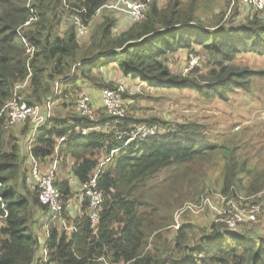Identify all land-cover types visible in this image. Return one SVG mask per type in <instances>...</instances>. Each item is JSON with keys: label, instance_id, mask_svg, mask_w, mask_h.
<instances>
[{"label": "trees", "instance_id": "obj_1", "mask_svg": "<svg viewBox=\"0 0 264 264\" xmlns=\"http://www.w3.org/2000/svg\"><path fill=\"white\" fill-rule=\"evenodd\" d=\"M107 1L66 0L69 6L83 10L80 14L90 25V43L85 46L79 42L74 26L63 25L75 11L63 0H0V214L8 212L0 221V264H264V237L257 236L251 242L246 230L239 233L214 228L210 235L189 246L187 237L192 227L179 225L178 219L171 223L174 217L166 216L196 191L202 181L198 170H209L214 165H222L225 195L236 196V187L252 194L264 192V175H260L259 166L264 148L260 146V130L240 126L218 144L208 138L204 125L195 122L164 127L166 121L158 118L141 120L128 114L116 118L103 108L97 110L96 122L77 113L50 118L35 135L33 156L46 163L55 154L59 139L66 136L59 145V153L75 160L72 170L83 184L101 160L124 143L117 132L134 125H162L164 130L129 142L102 167L98 187L104 203L94 228L85 198L84 213L73 220V230L67 233L63 228H53L45 245L47 256L38 255L40 241L29 226L35 212L48 207L39 200L19 139L7 136L10 127L3 113L17 84L31 75L22 90L28 104L61 102L62 108H67L74 104L72 99L76 100L72 94L80 90V79L101 90L119 86L100 80L94 73L107 63L118 65L126 77L144 80L148 86L194 89L212 101L228 100L237 89L255 96V78L264 77V69L238 64L243 54L264 56L263 14L254 19L247 17L246 21L251 19L248 24L229 26L220 17L209 25L200 13L207 3L204 0H168L164 5L159 0H143L148 1L144 20L117 32L116 16L107 15L91 25ZM229 5L249 7L233 0H229ZM34 13L37 21L21 28ZM29 49H34L33 57ZM183 51L205 56L206 75L199 73L198 66L187 76L173 73L169 57ZM70 74H75V80L61 83L63 87L54 96L56 82ZM258 98L264 99L260 95ZM95 125L101 129L81 134L80 128ZM113 126L116 128L111 129ZM28 131L26 124L21 135L26 137ZM220 154L222 161L218 159ZM163 172L168 173L162 180L164 189L154 194L156 185L150 182L159 183ZM245 174L253 180L250 189L243 183ZM56 184L66 204L71 197L70 185L59 180ZM185 187L188 190L184 191ZM189 203L177 212V218L186 211H197V203ZM176 223L177 237L172 240L163 232L164 241L159 231L162 232L163 225L175 227Z\"/></svg>", "mask_w": 264, "mask_h": 264}, {"label": "rangeland", "instance_id": "obj_2", "mask_svg": "<svg viewBox=\"0 0 264 264\" xmlns=\"http://www.w3.org/2000/svg\"><path fill=\"white\" fill-rule=\"evenodd\" d=\"M167 1L168 0H159L161 5L166 4ZM204 1L207 3L200 9V13L205 20L204 22L209 25L215 23L218 18L222 17L223 21L229 26H237L248 24V22L251 19H254L255 16H260V14L264 15V10L256 12L243 5L230 6L229 0ZM150 2H152V0ZM113 11L102 8L91 21V25L101 22L107 15L115 18L116 14L114 13L115 11ZM247 17H250L251 19L246 21ZM116 20L118 21V24L115 27V31H123L125 28L124 25H120V21L118 19ZM69 26H71L70 18H68L66 27ZM89 35L90 30L88 31L87 37ZM197 52H199V49H197ZM191 53L197 56V63L193 68H189L191 57L190 53L187 51L169 57V64L173 73L187 76L190 74L191 70H194L195 67L198 66L200 68L199 73L206 75L207 67L204 66L206 60L205 56H202L200 53ZM238 60L240 66H249L253 69H264V56L249 53L240 55ZM110 64L114 66V63H107L105 70L101 74H103L106 81H112L115 83L114 85L118 84L119 86H125V91H127L125 94L127 97L122 96V98L127 107L126 115H134L141 120L158 118L162 121H166L164 127H176L178 123L183 124L195 122L199 125H204L208 138L218 144L223 142L226 136L237 132L240 126H248L260 130V146H264V99L258 98V95L264 97V86L260 88V82L264 84V77L255 78V81H257V84L253 86L256 90L254 91L255 96H250L242 89H237L234 93L229 94L228 100L216 98L212 101L207 100L204 94L194 89L186 88L179 90L177 88L169 89L148 86L144 80H134L130 77H126L118 65V67H112ZM21 94L24 96L23 91ZM95 94L97 93L95 92ZM260 101L263 103H260ZM60 103L61 102H56L51 104L52 115L53 113L55 116L59 115V109L62 108ZM42 108L47 111L46 105L41 106V109ZM63 111L67 114H74L72 109L68 110L67 108H64ZM158 127L160 131L164 130L162 125H159ZM22 128L10 127L7 136L9 137L13 135L19 139V142H21V136H23L21 135ZM218 159L222 161L221 154ZM102 161L103 160H101V162ZM221 166V164L218 167L214 165L213 167L210 166L208 168L209 170H198L197 175L202 178V181L198 182L196 191L191 192L188 199L175 208L171 213H166V216L169 215L174 217L171 223L176 222L178 219L179 225L181 224L182 226V224H184L192 227V231H190L191 233L189 232L190 235L187 237V239H190L187 243L189 246L200 241L202 236L210 235L214 228H220L219 230L226 228L239 233L240 230H246L245 233L252 238L251 242L255 241V237L257 236L264 237V192L261 191L257 194H252L245 189L236 187L238 189L236 196L225 195L222 192L221 175L223 168ZM259 166L260 175H264V148L260 154ZM167 175L168 173L166 172L161 173L158 177L159 183H156L155 181L150 182L151 184L154 183L156 185L154 194L163 191L165 184L162 183V180ZM242 179L243 183L246 186H249L250 189L253 180L250 179L249 174L243 175ZM183 190H188V188L185 187ZM248 194L251 196H248ZM257 200H259V202L255 203ZM188 203H197L194 205L197 211H186L177 218V212ZM250 216H253L254 219L249 221ZM229 219H233L239 224L234 225L232 222L227 224L225 221ZM168 224L163 225L162 232L159 231L162 233L164 241L165 235L172 240L178 235V229L173 227L172 224ZM177 224L178 223H176V225ZM29 227L33 232L31 225ZM64 230L68 233L67 229L64 228ZM158 242H160V240ZM167 243L170 244L171 241L167 240ZM150 248L151 247H149V249ZM39 249L40 251L38 252L41 257L42 254H44V250H42L41 247ZM104 264L110 263L105 262Z\"/></svg>", "mask_w": 264, "mask_h": 264}, {"label": "built area", "instance_id": "obj_3", "mask_svg": "<svg viewBox=\"0 0 264 264\" xmlns=\"http://www.w3.org/2000/svg\"><path fill=\"white\" fill-rule=\"evenodd\" d=\"M64 4L71 10L75 9L69 6L66 3V0H63ZM234 2L238 1L245 5H248L253 11L264 10V0H233ZM148 6V1L143 0H108L105 7L109 10L122 11L127 13L134 22H141L146 16V10ZM100 8L98 12L101 10ZM83 10L73 11L69 14V18L73 26H75L78 34L83 35L88 32L89 24L80 14ZM37 14L30 15L25 21L24 25L31 26V24L37 21ZM31 51V57L34 55V49H29ZM190 66L193 68L197 63V56L193 53H190ZM29 75L23 83L16 85L13 96L11 100L3 108V113L7 118V124L10 127H18L19 125H25L26 123L30 124L29 127V142H28V154L30 161V173L36 185L35 188L38 190L39 200L42 204L46 205L49 209L50 216L48 218V228L54 226L57 223H61L65 229L68 231L73 230L74 226L68 225V222L65 218L66 213V204H64L62 199V192L57 186L58 174H59V162L62 159V155L59 153V145L66 139V136H63L59 139L58 144L56 145L55 154L48 157L47 162L43 163L42 161L37 160L33 156V146L34 138L38 129L44 126L47 121L50 119V102L46 104L47 113H43L40 105H30L28 104L24 96L21 94L22 90L25 89L28 85V80H30ZM58 88H56V93ZM125 92V86H118L116 89H104L101 94V103L102 108L108 115H111L116 118H124L126 116V105L122 98V93ZM55 96V95H54ZM75 110L82 117H90L96 122L95 110L93 107V99L86 92L80 93L75 100ZM2 114H0L1 116ZM99 125L92 127H82L80 132L82 135L88 134L91 131L100 130ZM159 128L155 125H134L127 131H119L116 136L119 140H123L124 143L122 146L116 150H113L111 155L103 160L98 169L92 174L90 179L82 184V195L84 198H87L89 201L87 213L89 219L94 228L99 222L100 212L104 203V196L102 191L98 187V177L102 171V167L108 162L114 153L119 151L121 148L127 146L129 142L134 140H143L148 137L155 136L159 133ZM201 207V206H200ZM8 212L5 210L4 215L0 214V221L7 216ZM254 219L253 216L249 217V220ZM227 224L232 222L234 225H237V221L229 219L225 221ZM175 228L178 229V224L175 225ZM44 255L47 256L46 248H44Z\"/></svg>", "mask_w": 264, "mask_h": 264}, {"label": "crops", "instance_id": "obj_4", "mask_svg": "<svg viewBox=\"0 0 264 264\" xmlns=\"http://www.w3.org/2000/svg\"><path fill=\"white\" fill-rule=\"evenodd\" d=\"M114 13L116 14L117 19L120 21V25H124L125 28L123 30H126L127 28H129L130 25L134 22L132 20V18L125 12L115 11ZM64 25L66 27L67 26V22L64 21ZM71 25H72V23H71ZM89 30H90V25H89ZM87 34H88V32L83 34V35L78 34L79 42L82 45H85V46L90 43L89 42L90 36L87 37ZM110 65H112V64H110ZM106 66L101 67V68H96L94 73L96 74V76L99 77L100 80H102L104 82H111V81H106L104 79V77H103V74H101L105 70ZM115 66H117V65H115V64H114V66L112 65V67H115ZM77 77L81 78L79 75ZM75 78H76L75 74H74V76H73V74H70L68 77H65V78H62V79L58 80L56 82V84H55L54 95L55 96L57 95L56 88H58V91H59V87L62 86L61 83L67 82V81L72 82V81L75 80ZM65 86H67V85H64V87ZM78 86H79L80 90L75 92L76 94H72V95H74V97L77 98V96L82 91H84L88 95H90L92 97V99H93V107H94V110H95V118H97V115H96L97 110L103 107L102 103H101V94H102V91L104 89L101 90L97 85L92 84V83H90V82H88V81H86L84 79H80L78 81ZM95 86H97V87H95ZM263 86H264V84H262L260 82V88H262ZM83 89L88 90L89 92L85 91ZM95 92L97 94H95ZM72 100L75 102V99H72ZM50 104H52V103L50 102ZM71 104H72V102H71ZM62 105L63 104H61V106ZM67 109L68 110L72 109L74 111V114L77 113L75 108H74V104H72L69 107H67ZM51 110H52V106H51V109H50V113H51L50 118L56 117L54 113L52 115V111ZM63 110H64V108L59 109V115L64 117V116H66L67 113H64ZM43 113H47V111L43 109ZM26 124H28L29 127H30L29 123H26ZM25 125H19L17 128L20 129V128H22ZM114 128H116V126L111 127V129H114ZM17 135H19V134H17ZM21 138H22V141L20 143L22 144V155L25 157L26 168L28 167V170L30 171V161H29L30 158H29V154H28L29 132L27 133L26 137L25 136H21ZM34 142H35V138H34ZM103 157H105V156H103ZM74 164H75V160L72 159L71 157L67 156V155H66V157H65V155H63L62 159L60 160V162L58 164V166H59L58 180L60 182L68 181V183L70 185V189H71V197L68 199V201L66 203V214H65V218H66V220L68 222V225H70V226H73V224H74L73 220L75 218L79 217L80 215H82L84 213L83 203H84V200H85V198L82 195V183H80L77 180V178L74 176V173H73V170H72V167H73ZM2 215H4V214H2ZM49 216H50L49 209L46 210V211L45 210H37L35 212L34 220H33L32 224H31V228L33 230V233L36 234L38 236V238H39L40 247L42 248V250H44L45 245H46V241H47V239H48V237L50 235V231L53 228H56L59 231H62V228L64 229V227H63V225L61 223H57L54 226H51L50 228H48L47 224H48ZM1 222H2V220H1ZM39 251H40V249H39ZM42 253H43V251H42ZM38 255H40L39 252H38Z\"/></svg>", "mask_w": 264, "mask_h": 264}, {"label": "bare ground", "instance_id": "obj_5", "mask_svg": "<svg viewBox=\"0 0 264 264\" xmlns=\"http://www.w3.org/2000/svg\"><path fill=\"white\" fill-rule=\"evenodd\" d=\"M106 4H107V3H106ZM106 4H105V5H106ZM105 5H104L102 8L108 9L107 7H105ZM114 11H116V10H114ZM20 27H21V28H23V27H28V25L26 26V25H24V24H23V25H22V26H20ZM21 28H18V29H20V30H21ZM73 76H74V75H73Z\"/></svg>", "mask_w": 264, "mask_h": 264}, {"label": "clouds", "instance_id": "obj_6", "mask_svg": "<svg viewBox=\"0 0 264 264\" xmlns=\"http://www.w3.org/2000/svg\"><path fill=\"white\" fill-rule=\"evenodd\" d=\"M250 221V220H249Z\"/></svg>", "mask_w": 264, "mask_h": 264}]
</instances>
